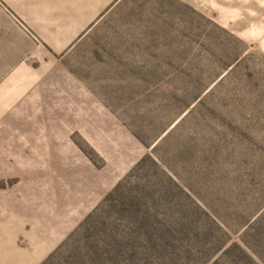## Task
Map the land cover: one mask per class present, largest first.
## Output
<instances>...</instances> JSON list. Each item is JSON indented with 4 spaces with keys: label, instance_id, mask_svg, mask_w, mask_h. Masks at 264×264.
I'll list each match as a JSON object with an SVG mask.
<instances>
[{
    "label": "rangeland",
    "instance_id": "rangeland-1",
    "mask_svg": "<svg viewBox=\"0 0 264 264\" xmlns=\"http://www.w3.org/2000/svg\"><path fill=\"white\" fill-rule=\"evenodd\" d=\"M79 4L0 0V264H264V0Z\"/></svg>",
    "mask_w": 264,
    "mask_h": 264
},
{
    "label": "crops",
    "instance_id": "crops-1",
    "mask_svg": "<svg viewBox=\"0 0 264 264\" xmlns=\"http://www.w3.org/2000/svg\"><path fill=\"white\" fill-rule=\"evenodd\" d=\"M119 1L121 0H79L80 4L76 9L80 11V14L74 20L72 19L71 24L64 22L61 25L64 26V29L60 30L61 33L57 32V34H64L65 36L48 38L51 51L61 53L69 49L81 35H84L94 23H97L99 17L113 9Z\"/></svg>",
    "mask_w": 264,
    "mask_h": 264
}]
</instances>
